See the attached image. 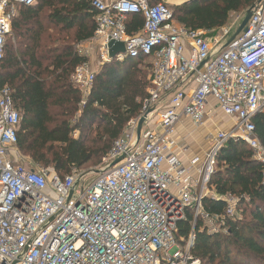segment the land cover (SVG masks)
I'll return each mask as SVG.
<instances>
[{
	"label": "built area",
	"instance_id": "2783aa9c",
	"mask_svg": "<svg viewBox=\"0 0 264 264\" xmlns=\"http://www.w3.org/2000/svg\"><path fill=\"white\" fill-rule=\"evenodd\" d=\"M35 2L0 0V62L17 7ZM90 4L95 13L90 44L102 45L103 62L109 61L110 41L124 45L126 58L148 60L146 97L139 115L128 121L103 157L104 168L73 170L62 178L21 163L20 115L10 89L0 87V264H202L190 255L196 221L217 233L218 222L237 216L235 198L209 195L217 153L228 140H240L264 166V147L252 122L264 111V0L253 5L246 33L228 45L237 31L234 23L207 38L214 31L176 23L163 0ZM133 15L143 24L129 34L127 21ZM94 74L88 62L74 70L72 83L81 105ZM216 111L233 125L217 130L204 158L186 167L179 157L184 147L175 139L177 126L187 119L195 129L202 128ZM205 197L222 199L224 213L207 215L201 205ZM187 211L192 230L181 244L175 233Z\"/></svg>",
	"mask_w": 264,
	"mask_h": 264
},
{
	"label": "trees",
	"instance_id": "16d2710c",
	"mask_svg": "<svg viewBox=\"0 0 264 264\" xmlns=\"http://www.w3.org/2000/svg\"><path fill=\"white\" fill-rule=\"evenodd\" d=\"M171 9L172 19L190 30L217 31L232 13L256 0H182ZM45 23L65 34L59 45L45 37ZM139 15L127 21L135 34ZM95 13L90 0H36L17 7L11 34L0 62V87L11 91L20 115L19 152L34 165L60 177L99 163L121 136L128 121L139 115L150 80L149 62L143 58L117 59L94 74L89 95L81 96L72 83L75 68L87 63L78 46L93 38ZM255 134L264 147V111L254 119ZM74 134L76 136L74 137ZM208 189L217 197L236 199L237 216L218 222L210 233L198 219L190 255L202 264H264V166L240 140H228L217 153ZM202 208L211 217L225 211L222 199L205 197ZM193 217L177 224L175 237L183 244L192 230Z\"/></svg>",
	"mask_w": 264,
	"mask_h": 264
},
{
	"label": "rangeland",
	"instance_id": "374dc122",
	"mask_svg": "<svg viewBox=\"0 0 264 264\" xmlns=\"http://www.w3.org/2000/svg\"><path fill=\"white\" fill-rule=\"evenodd\" d=\"M165 2V4L168 6V8L171 10L172 9V5H174L175 3H177V0H163ZM258 0H256L251 6H253ZM250 6V7H251ZM245 8L237 13H232L230 15L229 21L228 23H234L235 24V30H238L241 22L243 21L246 12L249 10V8ZM45 28H46V32H45V37H51L54 40V43L56 45H59L61 43V41H56L57 39H63L65 37V34H61L58 35V30H54L52 28V26H49L45 23ZM216 32L213 33V35H209L207 38H211L212 36L215 35ZM84 47H80L81 45H79V47L77 48L78 51H80V53H82V55L87 57L88 60V64L90 66V68L92 69V71H94L95 73H97L99 71V69L101 68V66L107 62H103L101 59V53H102V45L100 43L94 44L92 45V50L93 51H89L87 49V46L85 44H83ZM148 63V60L144 61V64H142V66L146 65ZM213 123H208L209 125L206 126V128H204L202 130L201 133H199L198 135H194L193 137L189 138V142L190 143V149H191V155L195 156V157H202L207 150L210 147V140L212 135H214V132L216 131L217 128H228L230 127L231 123L230 120L225 118L224 116H222L219 112L216 111V113L213 114ZM211 118V120H212ZM229 121V123L227 122ZM211 122V121H209ZM228 123V124H227ZM232 126V125H231ZM203 128V127H202ZM211 129H213V131H211ZM76 136V134H74V137ZM190 155V156H191ZM21 163L24 166L29 165V163L31 162L30 159L24 155L21 154ZM103 158L101 159V161L99 163H90L87 166L83 167V171H90V170H94V171H98L102 168H104V163L102 162ZM211 193L213 194L212 191H210L209 195H211ZM217 228V227H216Z\"/></svg>",
	"mask_w": 264,
	"mask_h": 264
},
{
	"label": "crops",
	"instance_id": "0c3cea01",
	"mask_svg": "<svg viewBox=\"0 0 264 264\" xmlns=\"http://www.w3.org/2000/svg\"><path fill=\"white\" fill-rule=\"evenodd\" d=\"M109 1H111V0H109ZM182 2H183L182 0H177V3L172 5V7L180 5ZM90 41H91V39L89 41H87V42H84V43L80 44L81 45L80 47L81 48L84 47L83 44H85L87 46L88 52L89 51L90 52L93 51L91 46L94 45V44H97V43H91L90 44ZM82 56H84V55H82ZM84 57H86V56H84ZM209 104L211 106H214L215 103H214V101L212 99H209ZM212 121H213V118H212L211 122L207 121L205 126L203 128H199V129H195L193 127V125L189 122V120H187V119L182 120L181 123L177 126L176 131H175V139L177 140L179 145H183V147H184V152L183 153L181 152L179 154V157L181 158L182 163L186 167L190 166V161H192L193 159L197 158L198 160L201 161L204 158V155H205L204 154L202 157H199V158L191 155L190 143H188L189 142V138L193 137L194 135H198L199 133H201L202 130L204 128H206L207 125H209L208 123H211V124L213 123ZM227 122L229 123V121H227ZM230 123H231V125H233V122L231 120H230ZM231 125H230V127H231ZM230 127H228V128H220L219 127V128L216 129V131L217 130L225 131V130H228ZM211 131H213V129H211ZM215 132H214V134H215ZM191 172H192V175L195 176V172L194 171H191Z\"/></svg>",
	"mask_w": 264,
	"mask_h": 264
},
{
	"label": "water",
	"instance_id": "95a60500",
	"mask_svg": "<svg viewBox=\"0 0 264 264\" xmlns=\"http://www.w3.org/2000/svg\"><path fill=\"white\" fill-rule=\"evenodd\" d=\"M258 3L261 2V0L257 1ZM252 7L251 6L249 8V10L246 12L245 17L243 19V21L241 22L238 30L236 31V33L234 34V36L228 41L227 45L240 33V32H244L246 33V29L245 26L247 25L250 16H251V11H252ZM106 49H107V55L109 58L108 62H111L113 60H115L119 55L123 56L124 58H126V56H124L125 54V48L124 45L120 42H115V41H110L107 45H106ZM144 119L145 116L142 117L138 123V128H137V139H139L140 134H141V129H142V125L144 123ZM121 159H118L117 161H115L114 163H112L111 167L114 166L115 164H117Z\"/></svg>",
	"mask_w": 264,
	"mask_h": 264
}]
</instances>
